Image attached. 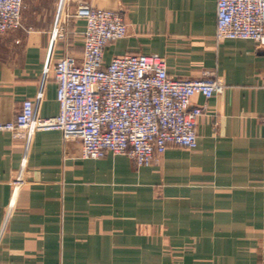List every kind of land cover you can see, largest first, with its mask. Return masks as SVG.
Returning <instances> with one entry per match:
<instances>
[{
    "label": "crops",
    "instance_id": "crops-1",
    "mask_svg": "<svg viewBox=\"0 0 264 264\" xmlns=\"http://www.w3.org/2000/svg\"><path fill=\"white\" fill-rule=\"evenodd\" d=\"M85 4L122 10L128 26L107 64L157 55L171 77L216 73L226 90L192 99L206 108L198 147L171 146L151 167L85 160L58 131L0 132V264H264V47L218 43L217 0H24L23 28L0 36V123L25 100L59 115L54 66L81 59Z\"/></svg>",
    "mask_w": 264,
    "mask_h": 264
},
{
    "label": "built area",
    "instance_id": "built-area-1",
    "mask_svg": "<svg viewBox=\"0 0 264 264\" xmlns=\"http://www.w3.org/2000/svg\"><path fill=\"white\" fill-rule=\"evenodd\" d=\"M24 7V0H0V36L23 28ZM74 17L86 23L83 54L81 59L67 56L54 66L59 115L39 117L33 101L25 100L13 121L0 123V132L23 137L58 131L66 140L81 142L85 160L123 155L137 168L159 164L171 146L196 149L206 108L193 106L192 99L224 94L222 79L216 73L175 79L157 55L126 54L107 64L108 46L127 37L122 10L85 4ZM67 21L56 30L57 38L66 37ZM216 40H249L264 47V0H217Z\"/></svg>",
    "mask_w": 264,
    "mask_h": 264
}]
</instances>
